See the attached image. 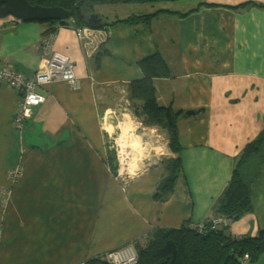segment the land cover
<instances>
[{
	"label": "crops",
	"instance_id": "1",
	"mask_svg": "<svg viewBox=\"0 0 264 264\" xmlns=\"http://www.w3.org/2000/svg\"><path fill=\"white\" fill-rule=\"evenodd\" d=\"M204 1L209 7L192 14L188 5L132 13L169 10L148 25L94 12L104 23L95 30L0 18V64L32 78L58 53L78 81L77 89L62 81L42 87L46 102L21 130L17 92L0 85V191L9 187L7 172L22 170L6 203L0 194V264H83L154 228L212 218L241 150L264 129V0ZM86 28L93 36L79 37ZM156 52L171 73L154 81L156 101L203 110L177 121L185 181L166 203L153 199L160 162L175 157L166 141L158 162L126 184L112 176L107 152L116 112L133 116L128 87L142 78L139 63ZM250 190L252 210L230 224L232 237L264 229V164Z\"/></svg>",
	"mask_w": 264,
	"mask_h": 264
},
{
	"label": "trees",
	"instance_id": "2",
	"mask_svg": "<svg viewBox=\"0 0 264 264\" xmlns=\"http://www.w3.org/2000/svg\"><path fill=\"white\" fill-rule=\"evenodd\" d=\"M32 6L59 7L70 13V17L60 26L67 27L71 22L75 29L86 27V17L96 12V8L105 6H149L151 8L168 4H185L191 6L187 14L198 12L209 5L204 0H27ZM169 10H155L147 15H129L123 22L129 24L148 25L151 18ZM182 15V14H181ZM183 16V15H182ZM56 22H47L52 26ZM57 24V23H56ZM104 26V23H102ZM110 25V24H105ZM100 27V28H101ZM49 29L47 33L51 32ZM104 49V48H103ZM105 49L97 54V58L106 55ZM142 78L134 80L128 87V99L131 102L133 116L144 128L158 130L165 135L168 153L175 157L163 159L160 162L161 174L157 181L153 199L157 203H166L174 199L177 181H185L182 174V163L179 154L182 150L177 127L182 111H175L171 105L163 106L156 101L154 81L169 79L171 73L162 56L156 52L140 63ZM31 119V118H30ZM108 152V163L111 174L116 179V172L111 166L113 157ZM264 164V129L241 150L236 165L232 171L228 185L217 201L214 215L203 222L183 223L179 228H154L146 237L137 239L125 246L136 254L134 264H241L245 255L246 264H253L259 255L264 254V229L254 237L235 238L229 234V226L252 210L250 182L259 174ZM21 170V168H20ZM9 172H7L8 178ZM22 182L11 186L8 195L0 191L1 201L6 203L11 190ZM86 260L83 264H110L105 256Z\"/></svg>",
	"mask_w": 264,
	"mask_h": 264
},
{
	"label": "built area",
	"instance_id": "3",
	"mask_svg": "<svg viewBox=\"0 0 264 264\" xmlns=\"http://www.w3.org/2000/svg\"><path fill=\"white\" fill-rule=\"evenodd\" d=\"M92 33L93 31L87 28L77 31L79 37H92ZM55 81L65 82L71 89L78 88V81L73 73V64L66 57L58 53H53L49 60L43 62L32 78H26L9 66L0 64V85H5L16 91L19 97L18 109L14 118V126L18 130H21L24 123L32 117L33 110L46 102V97L40 92L42 87ZM121 162L119 161L120 169L116 177L122 175L121 169L123 166ZM8 179L11 182V186L18 185L21 179L20 168L17 167L10 170ZM9 192L10 189H4L2 191L4 195H8ZM248 259V256L245 255L241 264H246ZM105 260L110 264H134L135 256L132 249L123 248L108 253L105 256Z\"/></svg>",
	"mask_w": 264,
	"mask_h": 264
},
{
	"label": "rangeland",
	"instance_id": "4",
	"mask_svg": "<svg viewBox=\"0 0 264 264\" xmlns=\"http://www.w3.org/2000/svg\"><path fill=\"white\" fill-rule=\"evenodd\" d=\"M185 4H168L167 7L171 10H180V7L184 6ZM143 9H149V7L143 6H105V7H98L96 8V12L98 15H100L104 21L105 20H112L115 17H122L127 14L135 13L137 10H143ZM159 103V102H158ZM160 104V103H159ZM116 120L117 123V129L115 130V133L108 141L107 146L109 148V151L113 157L112 162H116L117 167L113 168L116 172V174H119L118 171L120 169L119 161L121 162V158L118 154L119 148H118V141L123 135L124 131L127 129L131 130V135L133 138V143L138 146L139 153H132L130 165L133 166V168L136 169V173H138V176L141 177L146 168H143V165L145 166L146 163H155L158 162L156 158H161L160 155H163L164 150V141H165V135L162 132H159L155 129L150 128H144L139 121H136L135 117L127 113H122L119 115L116 112ZM135 118V119H134ZM151 131V132H150ZM134 147L126 148L125 151L129 152L132 151ZM156 156V157H155ZM119 159V160H118ZM111 162V166H112ZM122 163V162H121ZM123 166V165H122ZM135 173V174H136ZM126 175V174H125ZM116 179L121 182L122 184H126L127 181L124 177H116ZM131 181V180H129ZM131 249V248H130ZM136 258V254H134ZM136 263V259H135Z\"/></svg>",
	"mask_w": 264,
	"mask_h": 264
},
{
	"label": "water",
	"instance_id": "5",
	"mask_svg": "<svg viewBox=\"0 0 264 264\" xmlns=\"http://www.w3.org/2000/svg\"><path fill=\"white\" fill-rule=\"evenodd\" d=\"M11 17L15 21L21 22H64L70 17V13L59 7L32 6L27 0H0V18ZM86 26L90 29H98L102 21L95 13L86 17ZM203 114V110H188L182 115L183 118H192ZM112 167L116 168V162H112ZM253 264H264V254L258 256Z\"/></svg>",
	"mask_w": 264,
	"mask_h": 264
},
{
	"label": "bare ground",
	"instance_id": "6",
	"mask_svg": "<svg viewBox=\"0 0 264 264\" xmlns=\"http://www.w3.org/2000/svg\"><path fill=\"white\" fill-rule=\"evenodd\" d=\"M118 143H119L118 144V148H119L118 154L121 158L122 165H123L121 169V174H122L121 176L124 177L126 181L133 180L134 178L137 177L138 173H136V169L130 165V161H133L131 160V156H132V153L134 152L139 153L140 150L138 151V146L133 143V138H132L130 129H127L124 131ZM128 147L130 148L134 147V148L132 149V151L130 150L129 152H127L125 150Z\"/></svg>",
	"mask_w": 264,
	"mask_h": 264
}]
</instances>
